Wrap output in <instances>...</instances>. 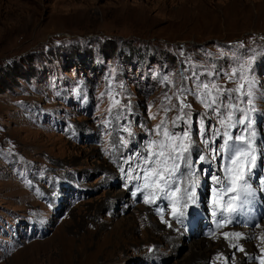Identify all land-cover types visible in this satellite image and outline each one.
I'll return each instance as SVG.
<instances>
[{
    "label": "rangeland",
    "instance_id": "1",
    "mask_svg": "<svg viewBox=\"0 0 264 264\" xmlns=\"http://www.w3.org/2000/svg\"><path fill=\"white\" fill-rule=\"evenodd\" d=\"M203 83L225 91V107L206 109L185 93L191 108L174 127L178 89ZM230 112L228 128L220 121ZM244 113L251 128L235 124ZM161 121L176 135L191 129L199 176L208 162L223 172L225 131L260 132L264 147V0H0V264H60L65 251L73 256L63 264H81L84 246L99 239L121 240L117 264H248L257 258L244 254L258 249L263 257L259 234L257 247L234 258L218 236L187 262L202 240L170 246L172 221L154 218L142 194L132 199L143 181H128L129 165L143 175L132 158L161 138L153 131ZM56 238L62 245L50 253Z\"/></svg>",
    "mask_w": 264,
    "mask_h": 264
},
{
    "label": "snow or ice",
    "instance_id": "2",
    "mask_svg": "<svg viewBox=\"0 0 264 264\" xmlns=\"http://www.w3.org/2000/svg\"><path fill=\"white\" fill-rule=\"evenodd\" d=\"M247 72V69L244 70ZM235 74V71L234 73ZM249 87L252 86L253 82L249 80L248 76L245 74L242 76ZM244 85L241 84L236 89H230L229 92H241ZM198 92H191L187 88H179L177 95V100L180 103V113L173 121V126L175 127L176 121L184 119V109L191 108L190 104L184 102L181 99V96L185 93H189L196 98L204 105L206 109L217 110L221 107H225L223 101L220 100V97L225 94V91L220 88L215 83L211 85L207 83L197 84ZM103 95V94H102ZM251 93H249V96ZM171 101V97H166ZM231 99V97H229ZM114 104H119L118 100L113 101ZM175 107V105H173ZM232 107H236L232 105ZM166 112L168 108L164 109ZM233 113L227 115V123L225 120H221L220 123L228 128L234 127L232 123ZM186 124L189 123L187 120L184 121ZM235 124H246L247 128L252 127V122L250 115L244 113L243 119H236ZM107 126V122H105ZM200 128L203 130L204 121H200ZM124 131L128 133V136H133V133L125 128ZM157 136H160V139L150 140L147 144L146 155L143 153H138L136 157L132 158L137 161H142L145 167L142 169L143 175L133 174L131 171V165H129V171L127 172V179L129 182L133 180H142L143 183L136 184V191L132 192V195L135 197L137 193L143 195V202L145 204H155L157 200H167L171 206V216L172 219L177 220L178 222H183V218L188 212L191 206L197 204V183L196 180H191L187 187H182L181 183L178 182V174L183 176L181 172V164L179 161H184L185 166L188 168V175L193 176L192 164L194 163L191 160L190 155H185L190 153V148L192 146V133L189 128L188 131H184L182 135H176L168 129L164 121H161L160 124L156 125V128L153 130ZM219 134V133H217ZM256 132H251V137H255ZM223 144L220 145L219 150L216 152L217 155L220 153L225 154L227 163L223 165L224 176L213 175L212 180L214 184L219 185V188H212V215L215 217L219 213L222 219H225L226 223H230L231 220L225 218V213L228 216L236 213L238 208L243 207L245 204L251 203L255 199L254 189L252 188L249 180L253 176V169L257 167V157L254 154L256 149L252 145V140L246 138L243 135H237L233 137L232 134L225 131L223 133ZM121 143L128 147L129 141L121 137ZM207 143V141H205ZM215 151V149H214ZM200 161H204L206 158L204 156L199 157ZM261 160H264V152L261 153ZM125 163H128L126 160ZM139 167V164H138ZM264 167V165H261ZM120 171L125 172L124 168H121ZM225 181L227 183L225 184ZM260 184L264 186V179H260ZM127 188V184H125ZM264 190V188H262ZM228 193H234L228 197L227 201L224 202V197ZM161 216V221L165 222L163 219V209L159 211ZM225 226L223 223L218 222L216 227L217 229ZM171 227V225H169ZM224 237L227 239L229 237H234L236 239L241 238V233L225 232ZM235 247V246H234ZM239 251H244L243 248H238ZM152 249H149L151 252ZM264 252V249L261 250ZM252 259H256L253 257ZM260 264H264V257L259 258Z\"/></svg>",
    "mask_w": 264,
    "mask_h": 264
},
{
    "label": "bare ground",
    "instance_id": "3",
    "mask_svg": "<svg viewBox=\"0 0 264 264\" xmlns=\"http://www.w3.org/2000/svg\"><path fill=\"white\" fill-rule=\"evenodd\" d=\"M257 128H258V126H257ZM259 133L260 132L256 133L255 137L250 138L252 140L253 147L256 149L254 154L257 157V167L255 169H253V173L259 171L260 166L264 165V160H261V153L264 152V149L261 147V144H260L261 134L259 136ZM244 136L246 138H248L247 133H245ZM185 155H187V154H185ZM189 155L192 156L191 153H189ZM225 162H226V159H224V163H222L221 169L223 168V165L225 164ZM179 163L181 164V172L183 173V176H180L178 174L177 180H178V182H182L181 183L182 187H187L191 180H196V181L202 183L201 185H198V183H197V189H196L197 204L194 206H191L189 208L188 212L186 213V215L183 218H181L183 222L181 223V222H178L177 220L172 219L171 211H169L167 214H165L166 213L165 208L169 206V202L166 203L165 200H157V202L155 204H146V206L144 207V208L148 209L149 213L152 216H154V218H157L159 220L161 219V216L159 215V211L162 208L163 209V218H167V219H170L172 221V222H170L171 230L178 237H176L173 233H171V236L174 240L171 241L170 246L177 243V240L180 241L181 239L179 240V238H182V240L185 239V241L188 240V242L189 241L194 242V241L202 240V242L198 241V242H194V243L190 244L189 251H191L190 252L191 255L188 254L189 255L188 257H190V258L187 260V262H191V260L194 256L193 250H195V248H196L195 245L199 246L203 243V241H206V240L207 241L208 240H213V241L219 240L217 238L218 236L219 237L222 236V239H220V241L223 242V244H225V245L227 244L226 251H222V252L226 253L228 251L229 256H231V258L238 256L239 253H244L246 251V249H252L253 246L257 247L256 242L254 240H251L257 234H259L258 236H260V240H262V244H264V238H263L264 224L259 227L261 222L264 221V190H262V188H264V186H262L260 184V179H264V167H263V171L261 173L259 180H256L253 177L249 180V183L251 184L252 188L254 189L255 199L251 203L245 204L243 207L238 208L237 212L231 214V216H228V214L225 213V218L227 220H231L230 223H226L225 219H222L219 213L215 217L212 215V203H211V201H212V188L213 187L219 188V185L214 184V182L212 180V176L217 175V176H220L221 178H223V176H224L223 172L220 169H217V167H214L216 170L211 173V171L209 172L210 163L208 162L207 164L203 165L202 162L199 161L198 164L204 166V169H203L201 176H199V171L195 169L196 164H194V163L192 164V171H193L194 175L189 176L188 175V168L185 166L184 161H179ZM209 174H210L209 179H210L211 186H210V190L208 191L207 189H205L204 184L207 182V179H208L207 176ZM226 183H227V181H225V184ZM124 191L127 194H129L128 189H126V190L124 189ZM135 191H136V187H134L133 192H135ZM207 192L209 195V199H208V201L204 202L202 200H203V197L205 195H207ZM231 195H234V193H228L224 197V202H226L228 197ZM137 198H139L138 194L135 197L134 196L132 197V199H134L136 201H137ZM131 204H132V202H131ZM170 208H171V206H170ZM218 222L223 223L225 226L217 229L216 225ZM121 228H122V225H121ZM225 232H228V233L239 232V233H241V238L236 239L234 237H229L226 239L223 235ZM121 237H122V235H121ZM169 238H170V236H169ZM120 241L121 240L114 241V239H113V241L111 243L106 244V243H103L102 240L99 239V240H96V242L94 244L90 243V244H92L91 246H89L90 244H88V246H84L83 249L81 248L82 249V255H81L82 262H81V264H117V263H114L115 258L118 257L117 255H119V254L121 255V253L124 250H127V249H124L125 246H123V245L120 246ZM244 241H247L246 243H248V245L247 244L244 245L243 244ZM88 243H89V241H88ZM58 244L62 245V238H56L51 243L47 244V246L49 247L50 253L55 252L56 249H58L56 247V246H58ZM238 248H243L244 251L241 252V251L237 250ZM65 252L66 253H64V254H66V255H63V254L61 255L62 261L60 264L65 263V261H63V260L66 257H68V259H70L73 256L72 251H69V252L65 251ZM195 252L198 253L197 249L195 250ZM222 252H221V254H217L216 256L219 255L221 257H224L225 254H223ZM251 255H253L257 258V262H255V263L254 262H247V263L248 264H250V263L251 264L252 263L260 264V262H258L260 260L259 258H261L259 249L256 252L245 253L244 254V260L246 261V258H248V257L250 258ZM262 256L264 257V252H263ZM195 257H197V255ZM242 262H243V259H242ZM218 264H233V263L231 260L229 261V263H227V259L224 257V258H222V260L219 261Z\"/></svg>",
    "mask_w": 264,
    "mask_h": 264
}]
</instances>
